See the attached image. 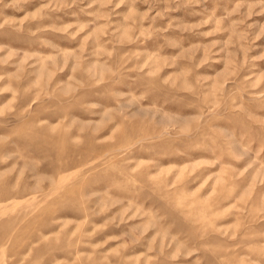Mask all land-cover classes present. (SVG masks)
Here are the masks:
<instances>
[{
  "label": "rangeland",
  "instance_id": "obj_1",
  "mask_svg": "<svg viewBox=\"0 0 264 264\" xmlns=\"http://www.w3.org/2000/svg\"><path fill=\"white\" fill-rule=\"evenodd\" d=\"M0 264H264V0H0Z\"/></svg>",
  "mask_w": 264,
  "mask_h": 264
}]
</instances>
